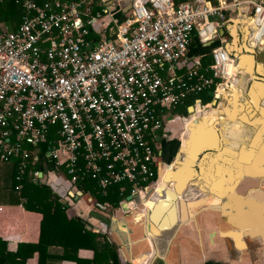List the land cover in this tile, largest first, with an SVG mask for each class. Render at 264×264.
<instances>
[{"label": "built area", "instance_id": "2783aa9c", "mask_svg": "<svg viewBox=\"0 0 264 264\" xmlns=\"http://www.w3.org/2000/svg\"><path fill=\"white\" fill-rule=\"evenodd\" d=\"M13 1L24 15L14 31L0 27V162L18 160L19 181L26 172L39 178V148L30 146L51 140L47 156L72 185L93 180L103 195L129 188L118 209L135 193L143 198L157 180L156 130L199 93L230 91L242 72L224 46L209 65L188 57L195 32L202 42L217 36L221 0H135L124 19L116 16L122 0ZM95 3L104 13L89 16ZM245 4L256 49L264 46V1L233 3Z\"/></svg>", "mask_w": 264, "mask_h": 264}, {"label": "water", "instance_id": "95a60500", "mask_svg": "<svg viewBox=\"0 0 264 264\" xmlns=\"http://www.w3.org/2000/svg\"><path fill=\"white\" fill-rule=\"evenodd\" d=\"M142 1L146 4L148 0ZM126 11L127 9L123 10L124 13ZM246 35L247 30H243L241 41L244 46L247 40ZM246 46L243 50L248 53L251 60L248 68L253 70L254 75L245 88H241L249 95L245 96L248 99L243 100L241 106L243 104L249 105L248 100L254 98L252 96L254 93V80L262 78L264 75V70L259 66V63L254 69V61L258 57L256 54H258L259 48L249 50ZM233 55L236 56V61L240 64L241 69H244L243 73L238 74V81L235 84L238 87L241 77L243 76L246 79L245 73L247 72L245 70L247 67L243 62V56L237 50L234 51ZM248 72L251 73V71ZM209 94L213 96V101L203 104L202 100L198 99L196 104L188 106V116L186 118H191L198 105L208 111L211 104L213 109H218L217 115H221L222 110H225L230 104H233V107L237 110L239 109L236 101L237 93L231 92L228 96L225 94L218 96L214 91H209ZM262 97L264 98V96ZM235 103L236 105H234ZM173 122H176V120ZM199 124L206 127L209 122L207 120L202 122L199 117L191 120L187 126L182 127L183 135L180 136V143L177 140L176 153L169 163H165V166L169 167L163 178L164 182L159 184L162 177L160 170L155 185L144 198H140V203L132 200L133 197H138V193H135L133 196H129L130 201L123 203L117 212L109 213L105 212L106 206L95 207L93 197L85 198L84 193L76 188L74 196L83 199L84 202L89 203L97 210L93 214L105 227H101L97 231L107 233L111 241L116 244L119 255L123 260L121 264H138V261H140V264H181L179 258L181 245H189L192 250L201 252V246L203 245V242L199 240L201 228L196 229L194 224L202 216L205 219L213 217L218 223L225 221L229 224L230 228L224 227L219 232L213 231L211 236H221L233 242V245L232 243L229 244L227 249L233 256L236 253L242 255L244 252L254 251L255 257L252 255L249 259L246 258L245 263L264 264V174L253 175L239 171V173L234 174V177L230 178L231 174L227 172V166L224 168L221 163L213 165L207 163L206 158H217L220 150L225 149L221 147V142L216 144L211 142L199 155H197L196 149L193 151L195 156V161L191 166L194 172L193 177L181 178L182 181L175 179L172 186L167 185L170 184V180L174 179L173 177L177 174V171H182L185 165H189L191 157L183 148L190 145L191 137H193L198 128L196 126ZM220 126L221 123H219ZM162 132L163 128H158L156 130L157 136H161ZM209 140L213 141L212 139ZM179 151L181 152L180 155H178ZM223 157L225 156L223 155ZM41 176L42 172L39 174V177ZM213 178H217L218 181L214 182ZM249 179H256L257 186L255 188L253 181L251 182L252 186H250ZM244 182L245 186H243ZM191 200L193 203H191ZM130 207L132 208L130 209ZM142 212L144 214L140 219H137L136 216ZM75 216L83 218L87 222L88 229L93 228L92 222L81 215ZM259 217H261V220L263 219L260 228L253 225ZM190 234L198 235L196 240L193 239L197 245L194 244L192 247L188 244L189 241L187 244L179 242L181 238L192 239ZM238 242L241 243L242 248L236 247ZM229 263L231 264V261L227 262V264Z\"/></svg>", "mask_w": 264, "mask_h": 264}, {"label": "crops", "instance_id": "0c3cea01", "mask_svg": "<svg viewBox=\"0 0 264 264\" xmlns=\"http://www.w3.org/2000/svg\"><path fill=\"white\" fill-rule=\"evenodd\" d=\"M142 1V0H141ZM218 3V0H215ZM222 4L225 7L226 20L225 22H221V24L217 27L218 34L217 36H212L209 41L202 42L197 36L195 32L192 36V40L189 45V58H200L203 65H209L211 62L213 63V54L212 50L219 46H224L226 50L234 54V51H238L241 56H248V53L243 50L244 46L242 45L241 36L244 28H247V40L245 44L251 45L249 41V33L251 28L250 20L253 21L252 16V7L249 5H233L237 0H221ZM258 1V0H257ZM260 1V0H259ZM264 1V0H263ZM135 0H122L121 4L123 7L121 11L116 14L117 17L122 19L125 17L128 12H130L131 7ZM143 2V1H142ZM147 6L150 5L149 0L146 3ZM127 9L124 13L123 10ZM247 19V20H246ZM234 25V26H233ZM235 28L234 32L233 27ZM229 46H232L233 50H229ZM258 49V48H256ZM255 49V50H256ZM258 57L254 61V69L256 65L259 63V66L264 70V46L259 47ZM250 58L245 60V63L248 67L250 65ZM243 73L244 69L241 70ZM246 71V70H245ZM254 80V79H253ZM250 82V81H249ZM254 93L252 96H264V75L262 78H256L254 80ZM233 87V86H231ZM230 87V88H231ZM233 89H230L232 91ZM229 91V90H228ZM229 91L228 95L231 93ZM244 92V94H243ZM240 92L238 96H249L247 92ZM209 93V91H208ZM210 95V94H209ZM227 95V96H228ZM211 103V102H210ZM198 111L201 109L200 106H197ZM230 107V105L228 106ZM176 114V113H175ZM226 116V114H225ZM182 120L184 118L181 117ZM232 121V119H231ZM183 122H171L169 123V127L174 129L175 134L178 130H181L183 127ZM174 124V125H173ZM180 126V127H179ZM179 127V128H178ZM259 128L254 127L253 131L258 132ZM181 136V135H180ZM243 150V146L239 148L238 156L233 157H222V158H214L213 163H221L224 166H227L231 163L244 165L246 164V158H242L241 152ZM165 167V166H163ZM53 170V169H52ZM13 165L10 163L0 162V238L7 243V248L9 251L14 252L17 250L20 243H37L41 238V221L43 218L42 213L28 210L25 208L23 203H16V195L15 191L12 190V182H13ZM42 176L40 178L44 179L45 182L49 183L55 192H58L63 198L64 201H69V207L67 210V214L69 217L73 215H81L86 220L93 223L92 230L95 232L97 229L104 227L100 223L99 220L96 219L93 212H97V210L84 200L76 198L75 190L76 186L72 185L68 179L57 178L54 174L56 171H51L46 169L45 171H40L39 174ZM216 177V176H215ZM177 177H175L176 179ZM217 180V178H213ZM228 180V178H227ZM250 186L253 181L254 188L257 186L256 179H249ZM255 182V183H254ZM245 186V182L243 183ZM244 189V187H242ZM69 194V195H68ZM155 195V194H154ZM74 196V201L71 200V197ZM142 198V197H141ZM144 198V197H143ZM192 203V202H191ZM105 212H113V209H109L106 207ZM212 216L216 217L212 214ZM195 228H201V233L199 234V240L203 242L201 246V252L192 250L189 245L183 246L179 248V258L181 264H208V262H212L211 264H227V262L231 261V264H247L245 263L246 258H250L254 251L244 252L242 255L236 253L233 256L229 250V244L231 242L228 239H225L221 236H211V232L217 231L219 232L222 228L229 227L227 222H216L215 219L212 218H203L199 217L194 224ZM105 228V227H104ZM189 233V232H188ZM181 238L180 243L197 245L194 240L197 239L198 235L190 234V238ZM54 242H62L63 240L58 237H51ZM194 239V240H193ZM192 242V243H190ZM94 255V251L88 248H82L79 250V256L92 258ZM238 255V256H237ZM250 261V260H249ZM224 262V263H223ZM26 264H48L46 261L40 260L39 252H35L33 256L29 257ZM50 264H76L75 261L64 260L62 263H50ZM230 264V263H229Z\"/></svg>", "mask_w": 264, "mask_h": 264}, {"label": "trees", "instance_id": "16d2710c", "mask_svg": "<svg viewBox=\"0 0 264 264\" xmlns=\"http://www.w3.org/2000/svg\"><path fill=\"white\" fill-rule=\"evenodd\" d=\"M180 1L184 0H175L176 4ZM213 2L216 1L213 0ZM104 9V4L95 3L89 10V16L95 15L98 11L104 13ZM23 15V8L13 0L4 2L0 5V27L7 31L16 30L22 23ZM92 35L99 34L92 29ZM193 102L194 98L189 99L187 104L177 107L174 112L180 111L185 116L188 114V106ZM50 141L40 143V146L35 144L30 146L33 149L39 148L34 166L39 171L55 170L47 156ZM4 163H10L14 168L11 187L17 197L16 203H23L26 209L42 213L43 218L41 221V238L37 243H20L17 250L11 252L7 248V243L0 238V264H26L28 258L33 256L35 252H39L40 260L46 261L48 264L62 263L64 260L75 261L76 264H121L118 248L107 233L88 229L87 222L83 218H77L75 215L68 216L67 210L70 200L64 201L63 197L40 177L31 181L29 179L32 176L30 172H26L22 180H17L18 160ZM19 183L22 184L21 189L16 188ZM76 187L84 192L85 198L91 195L93 204L97 208L106 206L107 208L118 209L123 196L130 193L129 188L121 192L120 187L116 185L109 188L107 195H103L101 187L93 180L79 182ZM73 199L74 196L71 197V200ZM79 200L80 198L76 201ZM51 237H58L63 241L61 243L54 242ZM82 248L92 249L94 251L93 257L79 256V250Z\"/></svg>", "mask_w": 264, "mask_h": 264}, {"label": "bare ground", "instance_id": "6f19581e", "mask_svg": "<svg viewBox=\"0 0 264 264\" xmlns=\"http://www.w3.org/2000/svg\"><path fill=\"white\" fill-rule=\"evenodd\" d=\"M250 23L252 24L251 28L256 26V22L254 19L253 21L250 20ZM234 30L235 28L233 27L232 31L234 32ZM243 30L245 31L247 30V28H244ZM246 39H247V35H246ZM246 47L249 50L253 48L252 45L249 46L247 45ZM229 50H233L232 46H229ZM247 58H249V56H244L243 62H245ZM245 66L247 67L246 63ZM248 71H251V73H249ZM246 72H247L245 73L246 79H244L242 76L241 79L239 80L238 87L234 85L231 88L233 89L231 92L237 93L236 101L239 106L238 110L233 107V104H230V107L227 106L225 110H222L221 115L220 114L217 115L216 113H218V109H213L212 105L210 104L209 105L210 109L208 111H206V109L203 108V110L200 109L201 111L198 112V109H196L195 113L191 115V118H185L186 122L183 120L182 123L183 126H187L191 120L199 117L202 122L207 120L209 124L206 127H203L202 124L196 126L198 128L193 134V137H191L190 145L188 147L183 148L184 151L188 152V156L191 157L190 163L189 165H185L182 171L181 170L177 171V174H175V176L173 177L174 179L171 176L173 180H170L171 181L170 184L167 185L172 186L175 177H177L176 179L181 181H182L181 178L186 179L193 177L194 172L191 167L193 162L195 161L194 159L195 156L193 151L196 149L197 155H199V153L202 152L204 149H206L211 142H214L215 144L217 142L218 143L221 142L222 143L221 147L225 148L223 151L222 149L220 150V154L218 155L219 158H222L223 155L225 156V158L238 156L237 153L241 146H243V150L241 152V155H243L242 158L243 159L246 158L245 156H247V158H251L250 160L247 159L248 161H246V164L244 165H239L234 163L227 165V172L231 174L230 178L234 177V174L239 173V171H244L245 173L253 174V175L264 174V98L262 96H254L252 100H248L247 102L249 104L247 106L248 109L245 108L247 104H243V106H241L242 101L247 100L248 98L245 96H238L239 91L243 92V89L241 88H245L246 84L253 78L254 75L253 70H251L248 67L246 69ZM228 93H229L228 90L224 91V94L226 96L228 95ZM234 105H236V103ZM224 113L226 114V116ZM219 123H221L220 127H219ZM252 125L253 126L257 125V127L259 128L257 133L251 131ZM252 134H253L252 140H250ZM182 135H183V131L181 132V136ZM209 139H212L213 141H210ZM180 154L181 152L179 151L178 155ZM206 159L208 164H212V165L215 164L212 162L214 161L213 160L214 157L206 158ZM168 167L169 166L161 167L160 170L162 177L160 179L159 184L161 182H164L163 178L166 174ZM225 167L226 166H224V168ZM217 181L218 179L214 180V182ZM191 202L193 203L192 200ZM143 214L144 212L139 213L136 216V218L140 219ZM262 224H263V219L261 220V217L256 219L255 223H253L254 226L259 228L262 226ZM236 239L238 238L236 237ZM240 244L241 243L238 242L236 247L242 248ZM138 264H140V261H138Z\"/></svg>", "mask_w": 264, "mask_h": 264}, {"label": "flooded vegetation", "instance_id": "af4514ba", "mask_svg": "<svg viewBox=\"0 0 264 264\" xmlns=\"http://www.w3.org/2000/svg\"><path fill=\"white\" fill-rule=\"evenodd\" d=\"M171 128L172 127H169V126H167V128H163V132L161 136H157L154 140V144L158 149V156H159V162L156 168V179L159 176V171L161 167L165 166L166 162L169 163L171 161L170 159L168 160V156H170L173 153V150L175 148L176 150L178 148V145H177L178 139H176V134L174 132V129H171ZM178 141L180 143V139ZM175 153L176 151L174 152L173 157Z\"/></svg>", "mask_w": 264, "mask_h": 264}, {"label": "rangeland", "instance_id": "374dc122", "mask_svg": "<svg viewBox=\"0 0 264 264\" xmlns=\"http://www.w3.org/2000/svg\"><path fill=\"white\" fill-rule=\"evenodd\" d=\"M197 96H200L201 98H202V100H203V103H209V102H212L213 101V96L212 95H209V93L208 92H201V93H199ZM247 106L248 105H246L245 106V108L246 109H248L247 108ZM198 108V107H197ZM199 109V108H198ZM201 110H203V108H201ZM201 110H199V111H201ZM198 111V112H199ZM176 115H178V117H182V116H184V114L182 113V112H177L176 113ZM186 117L188 116V114H186L185 115ZM178 120V123L179 122H183V120L180 118V119H177ZM184 121H185V119H184ZM253 121V120H252ZM186 122V121H185ZM169 125V123L168 122H166L165 124H164V126H163V128H167V126ZM174 125V124H173ZM257 125H252V128H251V131L252 132H254L253 131V129H254V127H256ZM180 127V126H179ZM178 127V128H179ZM255 133H257V132H255ZM180 135H181V130H178L177 131V133H176V139H180ZM252 136H253V134L251 135V138H250V140H252ZM177 145H178V143H177ZM176 146V145H175ZM176 151V148L173 150V153L170 155V156H168V160L170 159V160H172V157H173V154H174V152ZM51 171H56V172H54L55 174V176L57 177V178H63V179H66V174H65V172L63 171V169H59V170H51ZM135 199H136V202H138V203H140V197L138 196V197H135ZM110 209V208H109ZM121 260V262L123 261L122 259H120ZM212 262H208V264H211ZM213 264H214V262H213ZM216 264H218V263H216Z\"/></svg>", "mask_w": 264, "mask_h": 264}]
</instances>
